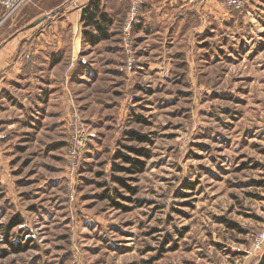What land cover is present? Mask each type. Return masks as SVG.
<instances>
[{
    "label": "rangeland",
    "instance_id": "obj_1",
    "mask_svg": "<svg viewBox=\"0 0 264 264\" xmlns=\"http://www.w3.org/2000/svg\"><path fill=\"white\" fill-rule=\"evenodd\" d=\"M48 1L0 9V41L30 33L26 60ZM127 1L62 61L57 119L45 103L29 129L0 125V264H264V0H199L218 7L162 41L150 1L131 24ZM63 28L73 51L81 30Z\"/></svg>",
    "mask_w": 264,
    "mask_h": 264
},
{
    "label": "crops",
    "instance_id": "obj_2",
    "mask_svg": "<svg viewBox=\"0 0 264 264\" xmlns=\"http://www.w3.org/2000/svg\"><path fill=\"white\" fill-rule=\"evenodd\" d=\"M64 1L52 5V9L49 7L47 10L49 16L44 15V19L38 20L39 23L43 22L37 23L40 31L34 39L35 46L28 49L32 55L29 60L24 56L26 48L20 47L29 32H20L15 37L0 41V125L2 127L20 129V132L31 128L33 121L37 120L36 115L40 111L44 112L41 105L45 103L53 105L55 111L51 115L57 119L58 103L63 101L64 105H68L69 101L64 90L68 66L61 65L62 61H66L68 56L82 54L84 51L82 42L90 43V35L85 33L86 28L82 22L83 10L93 2L99 1L103 12L113 19L121 14L122 1L126 7L128 3L127 0H74L67 5L68 7L66 6L68 9L65 15L56 18L54 11L63 5ZM149 1L152 8L150 11L146 10L144 18L140 21L144 23L148 40L162 41L163 37H168L170 31H174L173 27L184 20H193L195 13L200 14L201 8L208 10L211 7H218L211 5V2L201 4L199 0ZM0 9L3 13L4 9L2 7ZM175 16L177 18L172 22L171 19ZM178 19L180 21H177ZM69 25L81 30L73 51L71 47L69 49L63 47L69 44L70 38L62 27ZM152 48L156 50L162 46ZM160 55L163 53L160 52ZM60 71L62 73L58 78ZM70 77L72 79V75ZM47 112L50 111L47 109Z\"/></svg>",
    "mask_w": 264,
    "mask_h": 264
},
{
    "label": "trees",
    "instance_id": "obj_3",
    "mask_svg": "<svg viewBox=\"0 0 264 264\" xmlns=\"http://www.w3.org/2000/svg\"><path fill=\"white\" fill-rule=\"evenodd\" d=\"M82 22L84 23V26L86 28L85 33L87 35H90V42H92L93 44H96L97 41H101V40H105L109 38L108 28L110 24L112 23V19L105 12H103V10L100 7L99 1L93 2L92 4H90L88 7H86L83 10ZM91 30L96 31L98 35H93L91 33ZM131 135L135 137L137 136V133L132 132ZM131 150L135 151L136 153H141V154L146 153L147 154L146 150L144 149L131 148ZM118 156L123 158L125 162L131 163L132 168L138 169L139 165H141L139 164L138 160L132 157H129V156L123 157V155L121 156V153H119ZM116 169L119 170L120 166L117 165ZM123 184L131 188L126 183H123Z\"/></svg>",
    "mask_w": 264,
    "mask_h": 264
},
{
    "label": "built area",
    "instance_id": "obj_4",
    "mask_svg": "<svg viewBox=\"0 0 264 264\" xmlns=\"http://www.w3.org/2000/svg\"><path fill=\"white\" fill-rule=\"evenodd\" d=\"M29 0H0V7L5 10V18L10 17L24 6ZM225 2L234 8L241 9L244 7L246 0H225ZM144 3V0H130L129 23L137 17L139 9ZM259 247L264 245V230L259 236Z\"/></svg>",
    "mask_w": 264,
    "mask_h": 264
}]
</instances>
